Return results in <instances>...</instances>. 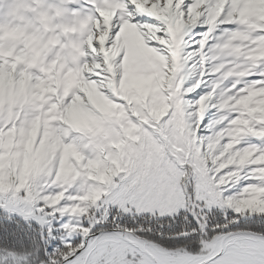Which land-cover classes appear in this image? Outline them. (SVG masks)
I'll return each mask as SVG.
<instances>
[{"label":"snow or ice","instance_id":"1","mask_svg":"<svg viewBox=\"0 0 264 264\" xmlns=\"http://www.w3.org/2000/svg\"><path fill=\"white\" fill-rule=\"evenodd\" d=\"M83 2L87 55L55 83L0 63V195L63 221L47 264H264V0ZM154 223L210 251L136 235Z\"/></svg>","mask_w":264,"mask_h":264},{"label":"clouds","instance_id":"2","mask_svg":"<svg viewBox=\"0 0 264 264\" xmlns=\"http://www.w3.org/2000/svg\"><path fill=\"white\" fill-rule=\"evenodd\" d=\"M96 19L83 0H0V63L18 62L39 72L44 84L55 83L67 63L86 57ZM4 104L0 73V108Z\"/></svg>","mask_w":264,"mask_h":264},{"label":"trees","instance_id":"3","mask_svg":"<svg viewBox=\"0 0 264 264\" xmlns=\"http://www.w3.org/2000/svg\"><path fill=\"white\" fill-rule=\"evenodd\" d=\"M0 264H47L48 255L54 254L57 248H62L60 237L65 235L60 230V224L63 221L53 220L51 227L52 235L48 234V224L43 226L37 223L35 213L29 220L23 217L29 213H34L32 204L25 200H20L13 193L0 195ZM191 227L185 223L173 224L171 227L165 226L164 229H159L154 223L156 231H162L163 236L153 233L141 232L137 233L138 237H147L148 241H158L162 244H167L170 248H176L177 244H184L187 250L194 254H201L203 246L199 243V236H181L175 240L167 239L169 233L179 232L182 227ZM251 225L245 221H241L239 225H233L232 229H226L225 232L234 233L236 229L247 228ZM264 232V229H258ZM219 231V230H217ZM215 233H210L206 239L209 243L215 244ZM148 246L150 244L148 243ZM207 249H203L204 254H207Z\"/></svg>","mask_w":264,"mask_h":264},{"label":"rangeland","instance_id":"4","mask_svg":"<svg viewBox=\"0 0 264 264\" xmlns=\"http://www.w3.org/2000/svg\"><path fill=\"white\" fill-rule=\"evenodd\" d=\"M235 236H236V235H234V237H235ZM229 241H231V242H229ZM213 245H214V248H215V250H216V249H217V246L219 245V242H215V244H213ZM226 245H227V246L224 248V253H223V254H222L217 260H219V259L225 257L226 254L232 252V251L235 249L236 245H235V241L233 240V237L228 238V239L226 240ZM216 251H217V250H216Z\"/></svg>","mask_w":264,"mask_h":264},{"label":"water","instance_id":"5","mask_svg":"<svg viewBox=\"0 0 264 264\" xmlns=\"http://www.w3.org/2000/svg\"><path fill=\"white\" fill-rule=\"evenodd\" d=\"M234 235H238V234H237V233H234V234H231L229 237L234 236ZM136 247H137V249H138L139 251L142 250V249H140L139 244H137ZM224 248H225V247H223L222 250H221V248L219 249V252H217L218 255L215 257V259H216L217 257L221 256V255L224 253Z\"/></svg>","mask_w":264,"mask_h":264},{"label":"bare ground","instance_id":"6","mask_svg":"<svg viewBox=\"0 0 264 264\" xmlns=\"http://www.w3.org/2000/svg\"><path fill=\"white\" fill-rule=\"evenodd\" d=\"M225 244H226V242H225ZM221 247H220V242H219V245L217 246V251L220 249ZM219 258V257H218ZM218 258H216V260L218 259Z\"/></svg>","mask_w":264,"mask_h":264}]
</instances>
